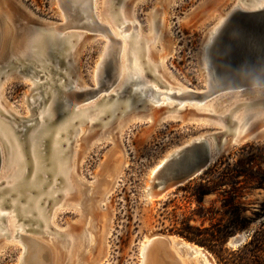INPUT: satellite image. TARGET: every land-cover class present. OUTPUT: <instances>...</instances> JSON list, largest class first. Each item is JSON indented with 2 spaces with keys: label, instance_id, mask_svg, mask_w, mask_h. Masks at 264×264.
<instances>
[{
  "label": "rangeland",
  "instance_id": "obj_1",
  "mask_svg": "<svg viewBox=\"0 0 264 264\" xmlns=\"http://www.w3.org/2000/svg\"><path fill=\"white\" fill-rule=\"evenodd\" d=\"M248 3L247 0H95L94 7L100 23L106 24L124 43L133 32L128 42L130 49L122 62L125 74H130L137 62L138 69L143 70L142 77L146 81L148 78L149 84L156 83L160 88L166 84L173 88L186 86L201 91L206 80L201 46L207 32L235 5L247 6ZM64 22L57 0H0V147L5 149V154L1 149L4 162L0 169V203L4 205L0 212L7 214L5 223L2 222L5 226L0 229V264H141V242L156 236L169 241L175 264H205L201 256L188 253L171 240L190 243L184 238L186 227L203 229L219 224L225 205L240 208L243 218L253 217L255 208L264 201V188L254 186L257 174L253 164L244 165L243 185H237L232 191L226 188L227 194L210 186L216 171L223 168L220 161L226 160L231 167L239 166L238 161L243 157L241 147L264 148V118L260 117L249 130L248 134L257 130L253 138L231 148L201 175L170 190L164 197L149 199L146 196L147 192H152L147 191L148 172L163 157L190 140L204 137L213 143L211 135L232 126L231 120L236 116L264 110V88L219 91L199 103H183V109L173 101L146 108L134 101L129 107L111 113L112 100L103 105L102 97L117 95L116 89L122 87L118 84L112 88L115 92L111 89L90 99L78 100L79 111L69 110L54 120L64 111L59 104L53 114L44 118L45 132L35 139L39 145L36 155L40 167L35 175L26 139L40 129L38 114L39 118L46 114V106L52 98L44 95L45 100L38 108L31 103L36 98L35 93L48 85L37 87L29 74L37 72L33 75L35 80L44 82L46 77L42 76L46 69L41 70V67L46 61L49 69L56 68L46 75L57 79L55 86L65 80L64 87L79 83L95 88L97 63L108 42L99 32L66 28L60 30L59 35H66L71 45L58 56L40 59L41 62L28 63L24 58L20 64L15 62L20 57L17 51L26 29L41 34L49 31L51 24ZM124 25L132 29L127 31ZM136 38L139 54L133 58L131 42ZM36 46L31 45L29 52H38ZM145 49L149 50L148 56ZM26 65H31L29 73L20 71ZM120 100L123 103L126 98ZM95 102L94 112L86 109ZM170 111L172 117L162 115ZM74 115L77 118L72 119ZM84 115L88 118L81 120ZM226 115L225 124L222 117ZM51 120L54 121L49 125ZM10 122L16 130L9 127ZM65 125H68L67 132L63 130ZM22 129L23 136L18 132ZM7 138L13 144L12 155L5 148ZM55 138L62 170L54 174L50 171L49 158ZM251 153L262 154L264 172V151L252 149ZM12 156L19 158L20 163L15 164ZM23 173L25 183L36 178L37 188L8 191L6 188L19 181ZM26 207L28 209L20 216L19 209ZM262 221L264 216L259 221H250L246 230L219 240L228 250L242 248L243 244L231 245V240L241 236L247 240ZM15 232L43 244L48 250V261L42 259L46 254L40 257L35 252L26 253L28 247L25 248L20 238H14ZM72 235L78 241L74 249L70 244ZM211 239L217 240L216 237ZM213 245L199 247L211 256L214 264H229L226 259L231 257L221 250L224 248L218 246V240Z\"/></svg>",
  "mask_w": 264,
  "mask_h": 264
},
{
  "label": "bare ground",
  "instance_id": "obj_2",
  "mask_svg": "<svg viewBox=\"0 0 264 264\" xmlns=\"http://www.w3.org/2000/svg\"><path fill=\"white\" fill-rule=\"evenodd\" d=\"M247 1H249L247 6L246 5L240 6L237 4L227 13L226 16H223L222 18H220L218 22L215 25H213V27H211V29L207 32L205 39L202 42V46H201L202 56L201 57H202V62H203L202 66H203V70H204L205 78H206L205 88L203 89L204 92L202 91L203 93H208L211 90L210 83H211V71L212 70H211V65L209 64V61H208L207 53H208L212 40L214 39L218 29L220 28L224 20L227 17H229V15L235 10L252 11V10H258L264 7V0H247ZM57 2L59 3V8L61 9L65 22L60 25L57 23L51 24L49 26L50 30L46 31L45 33H41V34H38V33L35 34L32 30L26 29L24 32L23 39H22V46L17 51L18 55H20L19 57L20 59L19 58L15 59V62H18V64H20L21 58H24L25 60L24 59L23 60L28 61L29 63V62L40 61V59H43V58L44 60H47V59H52L53 56H58L63 51V49L68 48L71 45V41L68 40L66 35H63V36L59 35L60 30L66 29V28H71L74 30H84V31L91 32V33L99 32L107 38L108 42L104 46V50L101 55V61L97 63V68L95 71V86H96L95 88L91 89L87 85H79L78 82L76 86H72V87L65 86L64 87L65 80L55 86L57 79H53L52 77H47L46 75H48V73H51L53 70H56V68L49 69L50 65H46L45 64L46 61L44 62V65L41 67L42 68L41 70L46 69V71L44 72L42 76L44 78L46 77L44 82L38 83L37 82L38 80H35V77L33 75L37 72L33 71L31 72V75L29 74L31 79H33V84L36 85L37 87H44L45 84L48 85L46 89L44 90L41 89L35 93L36 98L32 99L31 103L36 108H38L41 106L42 102L45 100L43 97L44 95L45 96L50 95L52 98V102L48 104V106H46V114L40 118L38 114L39 120L38 119L37 120H38V123L40 124V127H39L40 129H38L35 132V134L28 136V139H26V142L29 146L30 154L32 156L31 160L33 163L32 166H33V169H34L33 171L35 172V175L40 171V167L37 161L38 156L36 155L39 145H38V141L35 139L40 133L45 132L44 126L42 125L44 118L49 117L51 114H53V112L56 110L59 104L61 105V108H63L64 111L61 113L62 115H57L56 118H55V115H53L52 118H55L54 120H57L58 116H64L69 110L73 109L76 112L79 111L80 109L76 108V105H77L76 103L78 102V100H81V99L84 100L88 98L90 99V97L96 94L98 95V93L102 91L109 92L111 91L112 88H114L113 86H116L118 84H121L122 87L121 89L120 88L116 89L118 90L117 95L107 94L105 97H102L105 100L103 105H106L105 103L112 100V104H111L112 106L109 108L111 113L114 112L115 110H118L119 108L121 109L122 107L124 108L129 107V105H131L134 101H137L139 105H142L145 108L148 105H161V104H164V102L170 103L171 101L175 102L174 105L181 106L183 105V103H186V102L199 103L203 99L212 97L214 94H216V93H214L213 95L209 94L208 96L203 97L199 100H194V99H189V98L182 96L188 90L186 86H181L180 88H173V87H169L166 84L160 88L159 86L156 85V83L149 84L147 81H150V80L148 78H147V81L144 80V78L142 77V74L140 73L143 70L141 71L140 69H138L139 65L137 62L136 64H133V66L131 67V73L128 74L126 72L127 74H125L124 72L125 70H123L124 67L122 66V62H123V57L127 53L128 49H130V46H128V42L130 41L129 38L132 36L133 32L127 36V39L125 40V43H127V46H126L125 43L120 38H118V35L112 29H110L106 24L100 23L95 13V7H94L95 0H57ZM108 8H109V5H108ZM123 27L127 28L126 29L127 31H130V29H132L131 26L129 25L127 27L126 25H124ZM122 31L123 29H121V32ZM136 33H137V29H136ZM76 36L77 34L74 35V37ZM136 37L138 38L137 35ZM110 38H112L114 42L110 41ZM137 38L136 40L131 42V50L133 53L132 54L133 58H137V55L139 54V45H138L139 42ZM31 45H37L36 47H38L39 49L37 50L38 52H29L28 48ZM53 47L56 48V50H51V48ZM145 53H146V56H148L149 50L145 49ZM112 55L114 56L115 64L113 65V69L110 72V76H108V75H105L104 67H105V62H107L108 60V57H111ZM30 66L31 65H26L24 67L22 66L20 68V71L28 70V72L26 73H29L30 71L28 68H30ZM262 86L263 85H259L258 87H262ZM250 87H254V85ZM240 88H243V87H240ZM52 89H55V90H52ZM227 89H232V88H224V89H221L220 91H224ZM234 89H238V88H234ZM112 91L115 92V89L114 90L112 89ZM123 97L126 98V100H123V103H126L124 104V106L122 105L123 103L120 100V99H124ZM159 97H163V98L159 99ZM84 105H87V104H84ZM95 105H96V102L93 105L87 107L86 109L88 110L90 109L91 112H94ZM168 106H170V104H168ZM183 108L184 106H181V109ZM148 115L150 114H146L147 117ZM162 115L167 116V118H169L168 116L172 117L173 113L170 111V112L162 113ZM76 116L77 115H74L72 119L77 118ZM87 116L88 115H84L83 119L81 120H84V118L87 119L88 118ZM256 116H258L257 119L253 120V118ZM227 117L228 115L222 117V120L225 122V124L227 122L226 121ZM260 117L261 119L262 117L264 118V110L262 111L259 110L257 112L247 114V115L240 114L236 116L235 120H231L232 126H227L223 128L224 129L223 131L232 133L233 143L240 144L244 142L245 140L251 138L252 136L254 137V135H256L257 130L250 134H248V132L252 128V126L255 124V122H257V120L260 119ZM53 121L51 120L49 125ZM9 127H11L13 130H16V126L14 125L13 122L9 123ZM63 128H64L63 130L67 132L66 129L68 128V125L63 126ZM10 136L13 137V134L11 133ZM211 137L213 138L212 135ZM42 139L43 138L39 140H42ZM200 140L206 141L209 144L210 149L214 152H217V155H219L220 152H222L225 148L223 144L220 146H216L214 140H213V143H211L207 141L204 137L194 138L190 140L189 143L185 146H189L192 143L196 141H200ZM57 141H58L57 138L53 139V145L51 148V156L49 158V164L51 167L50 171L51 172L53 171L54 174L62 170L61 160L58 156L59 146H58ZM5 142L7 143V146H8V147H5L7 148L8 154L12 155L13 154L12 142L8 138H7V141ZM181 148L173 151L171 154L179 151ZM1 149H3V153L5 154L4 147L2 148L0 147V159H1L0 169L3 168L2 164L4 162V157L2 158ZM16 152L18 153L19 150H17ZM171 154L170 155L168 154L167 156L163 157L158 163H156L153 167H151L149 171L147 191L150 190L149 183L151 182V177L155 174V172H157L159 167L163 165L170 158ZM11 160L15 161V164L17 163L19 164L21 161L19 160V158H14V156H12ZM25 171H26V168H25ZM11 174L13 176L16 175L14 172ZM24 174L25 173H23L22 175H19L20 180L15 181L13 184L10 185V187L6 189L10 192L11 191L16 192L21 189H29V190L36 189L37 188L36 178L34 177L30 182L25 183L23 180ZM3 190L4 189H2V191ZM167 192L168 190L166 189L164 190V188L160 187L159 190H155L150 193L147 192L146 196L149 198L155 199L159 197H164V195ZM2 205H4L3 202L0 203V207ZM11 206L13 207L14 205H11ZM15 208H16V204H15ZM27 209L28 207L23 208V209L20 208L19 209L20 216H23V214L25 213ZM34 209L35 211H37L36 206ZM6 217H7V214L0 212V229H3V227L5 226V224L4 226H2L3 224L2 222L5 223ZM27 219L32 222H39L37 219H32V218H27ZM3 235H7V234H3ZM16 237L20 238V241L25 246V248L28 247L26 250L27 251L26 253L29 252L30 254H32L35 252L40 257L46 254L45 255L46 258H42V259L43 260L47 259L48 261L49 259L48 252H47L48 250L43 244H40L34 240L28 239V237L26 238V237L20 236L17 232H15V235H14V238ZM76 238L77 237L75 235H72L71 237L70 244L73 247V249L76 248L78 244V241H75ZM245 241H246V237L241 236V242L238 245L244 244ZM171 242H173L175 245L181 246L182 248L186 249V251L188 253H191L192 255L201 256L205 264H214L211 256H209L208 253L204 251L202 248H199L195 245L190 246L189 244L181 243V242H178L179 244L178 243L176 244L175 243L176 241H173V240H171ZM150 243L152 245L151 251L147 250V247ZM170 246L171 245L169 244V241L167 239L158 237V236L148 239L145 242H141V246H140V256L142 257L141 264H175L173 261V255H172Z\"/></svg>",
  "mask_w": 264,
  "mask_h": 264
},
{
  "label": "water",
  "instance_id": "obj_3",
  "mask_svg": "<svg viewBox=\"0 0 264 264\" xmlns=\"http://www.w3.org/2000/svg\"><path fill=\"white\" fill-rule=\"evenodd\" d=\"M110 41L114 42L112 38ZM207 55L212 70L211 90L203 93V89L201 91L188 89L182 96L199 100L224 88L234 89L253 85L264 87V7L252 11H233L218 29ZM114 64L112 55L105 62V75L110 76ZM24 129L18 131L21 136ZM212 136L216 146L222 144L225 146L219 155L212 151L204 140L181 148L171 154L170 158L151 177L150 190L155 191L162 187L169 192L183 186L205 172L222 154L228 153L231 148L239 145L233 143L232 133L227 131L217 132ZM240 242L241 237H235L230 244L238 245ZM151 246L150 243L147 250L151 251Z\"/></svg>",
  "mask_w": 264,
  "mask_h": 264
},
{
  "label": "trees",
  "instance_id": "obj_4",
  "mask_svg": "<svg viewBox=\"0 0 264 264\" xmlns=\"http://www.w3.org/2000/svg\"><path fill=\"white\" fill-rule=\"evenodd\" d=\"M252 149L264 151L261 146L254 147L253 145H245L240 148V154L243 156L239 161V166L231 167L227 161H220V171L214 175L210 186L211 188L220 189L223 193L227 194L226 188L234 190L237 185H243L245 180L244 165L251 163L255 166V173L257 177L254 182L255 189L264 188V172L261 169L262 161L260 155H253ZM239 167V170L237 168ZM224 190V191H223ZM203 196L205 194H202ZM223 217L219 224L212 225L208 228L186 227L187 235L184 237L187 241L199 246L210 247L214 246V242H219L221 248H224V242L219 238L232 234L236 231H243L249 227L250 221H259L264 216V201L255 208L253 217L246 219L241 216L242 210L236 206L225 205ZM216 237L217 240L211 238ZM224 253L229 255L231 259H226L229 264H264V221L260 222L258 226L252 231L248 239L243 244L242 248L236 250L221 249ZM225 260V259H224ZM223 260V261H224ZM224 261V263H226Z\"/></svg>",
  "mask_w": 264,
  "mask_h": 264
}]
</instances>
